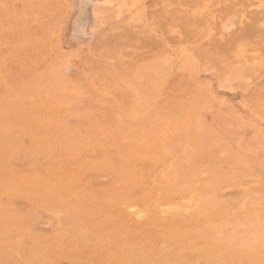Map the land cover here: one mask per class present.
I'll return each mask as SVG.
<instances>
[{
  "label": "rangeland",
  "instance_id": "1",
  "mask_svg": "<svg viewBox=\"0 0 264 264\" xmlns=\"http://www.w3.org/2000/svg\"><path fill=\"white\" fill-rule=\"evenodd\" d=\"M0 168V262L264 264V0H0Z\"/></svg>",
  "mask_w": 264,
  "mask_h": 264
},
{
  "label": "bare ground",
  "instance_id": "2",
  "mask_svg": "<svg viewBox=\"0 0 264 264\" xmlns=\"http://www.w3.org/2000/svg\"><path fill=\"white\" fill-rule=\"evenodd\" d=\"M132 106L133 105H131L130 107H132ZM153 113H156V111H154ZM48 130H50V129H46V128L44 129V131H48ZM162 132L167 133V130L164 129V130H162ZM114 134H115L114 137L117 139L116 142L119 144V146L127 149L130 152L137 150V151L140 152L141 155H143V154H151V155H154L155 152H157V155H161L162 153H164V154L166 153L165 151L162 152L161 149H158V150L153 151V152L144 153L141 150V147H138V146H135V145L133 146L132 149H129L127 147V145L125 144V142H127V141L124 140L123 134L122 133H121V135H119L118 133H114ZM181 134H183V133H181ZM41 137H42V135H39L38 136V138H41ZM110 137H111V134H110ZM109 139H110L109 137L105 136V140H109ZM156 140L158 141V138H156ZM184 140L187 143L190 144V143L193 142L194 136L191 133L185 132V134H184ZM141 142H143V141H141ZM180 142L181 143L184 142L183 141V138H182V140L180 139ZM194 143H195V141L192 144H194ZM10 147H12V150L11 151H8V152H6V151L1 152L2 156H7V155L8 156H11V155H14V154H19V153H21L20 150H23V152H26V153H28V151H29V153H31L30 150L26 151V148L23 145L22 146H13V145H11ZM166 149L167 148L165 147L164 150H166ZM45 155H46V153H45ZM75 155H76V153L74 152L70 156H66V157H63L62 158V157L56 156L55 155V152H54V157H57V158L60 159L59 165L63 161L64 158H67V157L68 158H72V157H75ZM112 155L113 154H111L110 156H112ZM104 156L105 157L100 158L99 163L106 166V164H107V159L106 158L108 156H106V155H104ZM147 157H150V155H147ZM154 157H156V156L154 155ZM57 158H56V160H57ZM57 166L58 165H56V167ZM121 166H122V168H120V171L121 172H129L127 170H129V169L130 170H133V168H134L133 166H131L128 163V161H126L125 163H122ZM89 167H91V164L89 165ZM2 171H6L7 172L8 170L5 169V168H0V173H2ZM41 174H42V170L39 171V172H36V176H39ZM21 186H23L25 188V192H27L28 188H31L32 189V192H33L34 191V188H35V187L33 188L32 186H27V185H21ZM160 186L161 187H167V184L165 183L164 185H160ZM160 186H157L156 189L160 190L161 189ZM110 188H112V187H110ZM119 189H124V188H119ZM36 194H37V197L39 198V200H40V202L42 204H46L48 202V197H45V195H42V193L33 192L32 194H30V197L36 198L35 197ZM52 206H56V205H52ZM81 207H83V209H86V206L85 205H82ZM98 207H100V205L96 206L94 209H97ZM220 215L221 214H219V216ZM173 218L174 217H172L171 221L173 220ZM112 219H113V217L110 216V215H108L106 217H96V218H94L91 221H88V219L85 218V219L81 220L80 230L82 231L84 237L85 236L87 237V235H89V236L95 237L96 239H101L102 235H104L103 231L106 232V230L115 229L116 231L117 230H119V231H125L124 230L125 226H123L122 224H118V223L113 222ZM189 224L196 225L195 228H197V230H201V229L205 228V222H198V223H196L195 219L193 221H191ZM128 227H130L131 231H135V229L137 228L136 225H134V226H128ZM86 228H88V230ZM222 229H224V228L223 227H219V228L210 227V229H208V231L211 232V233H218V232H221ZM116 237H119V236H116ZM8 241H10V238H7L6 242H8ZM101 243L105 244L104 242H101ZM97 244H100V243H97ZM37 246L38 247H36V248L32 247V245L30 246V248L28 249V252L25 254V256H27V258H15L12 255H8V256H4L5 257V260H7L8 263L2 261V262H0V264H11V263L14 262V260L17 261L16 264H53L55 261L60 260L59 258H61V257H55L54 260L51 259V258H46V256H45L46 255L45 249L48 247L47 245H45V244H38ZM98 249L102 250V252H100L99 257L98 258H95L94 261L103 263V261L105 260V257H109V254L104 252V247H98ZM116 249H119V248L116 247ZM12 250L9 251V252H7V253H14V252H12ZM55 253L56 252H53V255H55ZM151 256H152V258H151V260H152L151 264H157V261L159 259L158 258H155L153 256V254ZM4 257H1V259L4 260ZM63 258H65V257H63ZM63 258H61V259H63ZM148 264H150V263H148ZM162 264H167V263L166 262H163Z\"/></svg>",
  "mask_w": 264,
  "mask_h": 264
}]
</instances>
